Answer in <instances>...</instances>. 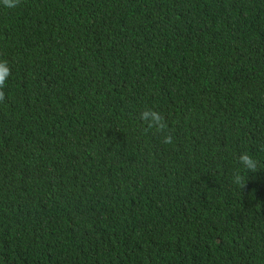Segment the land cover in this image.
<instances>
[{
    "label": "trees",
    "instance_id": "1",
    "mask_svg": "<svg viewBox=\"0 0 264 264\" xmlns=\"http://www.w3.org/2000/svg\"><path fill=\"white\" fill-rule=\"evenodd\" d=\"M0 61V264H264V0H0Z\"/></svg>",
    "mask_w": 264,
    "mask_h": 264
},
{
    "label": "clouds",
    "instance_id": "2",
    "mask_svg": "<svg viewBox=\"0 0 264 264\" xmlns=\"http://www.w3.org/2000/svg\"><path fill=\"white\" fill-rule=\"evenodd\" d=\"M4 3L8 7H15L19 0H4ZM10 75V69L6 61H0V102L4 100V92L2 89L5 87L6 81ZM141 118L145 120L148 124V128L156 127L157 130H162L163 125V118L160 114L154 110L147 109L142 113ZM172 137L166 136L164 138V143H171ZM241 162L249 169L255 171L256 169V161L248 154H243L240 157ZM240 178L238 177V180Z\"/></svg>",
    "mask_w": 264,
    "mask_h": 264
}]
</instances>
